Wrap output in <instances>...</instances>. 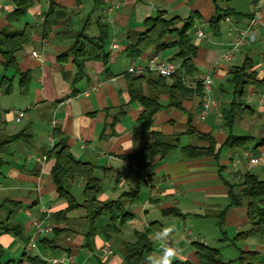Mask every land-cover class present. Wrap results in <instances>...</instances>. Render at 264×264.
Here are the masks:
<instances>
[{
  "label": "crops",
  "instance_id": "crops-1",
  "mask_svg": "<svg viewBox=\"0 0 264 264\" xmlns=\"http://www.w3.org/2000/svg\"><path fill=\"white\" fill-rule=\"evenodd\" d=\"M54 1L68 9L69 16L66 23L54 26L48 35L43 36L42 32L50 0H33L26 14L13 23L16 28L25 24L33 26L32 40L17 54L20 70L31 75L29 92L21 93L19 77L15 78L14 91L10 95H3L0 91V124L3 123L4 132L19 131L9 127V123H17L16 112L24 110L29 121L25 127L33 134L31 145H14L8 157L9 162L0 175V203L8 199L21 203L16 219L28 238L34 232L31 224L34 218L46 219L53 226L65 230L57 239V248L44 247L39 238L37 251L32 254L38 255L46 264H51V260L65 262L69 256L76 264H127L122 243L136 241V232L158 221L163 228H173L167 243L181 250L179 260L197 262L195 242L208 245L207 237H213L218 242L230 241L238 256L241 250L257 251L259 263L264 264V234L235 239L239 232L248 228L249 218L245 203L230 205L229 186L237 183L246 172L264 180V147L260 148L262 160L255 165L249 163L247 156L255 142L247 149H222L217 160L207 156L186 157L180 149L186 145H205L195 134L188 133L189 129L211 133L217 149L222 146L229 130L222 123L221 113L230 106L234 96L228 79L234 67L247 58L254 61L260 84L250 87L245 106L238 110L232 132L235 135H252L257 139L264 136V5L260 10V21L246 43L231 59L226 60L223 55L237 35L236 31L230 33V27L245 28L254 15L257 0H233L231 6L244 16L225 18L218 34L209 28V20L216 11L212 0H117L120 8L116 11L115 22L110 24L107 43L109 61L87 62L85 78L74 85L72 77H68L74 72L72 58L61 56L69 50L73 41L69 31L85 27L88 36H98V20L106 3L112 0ZM14 9L12 0H0V30L8 26V14ZM158 10H164L168 18L178 16L184 19L196 15L194 28L190 31L193 42L198 46L194 58L196 72L186 76L184 81L194 89L193 83L200 81L213 66L211 104L204 117L200 114L203 98L197 92L184 98L181 108L171 105L169 86L172 80L169 78L165 86L157 82L158 74L147 71L142 74V79L130 81V77L135 75L128 72L131 63H143L154 55L170 59L174 54L172 48L159 52L151 48L146 56L133 60L124 51L126 34L144 30L145 21L154 17ZM114 39L118 40L119 46L110 51L109 46ZM34 51L38 57L33 56ZM14 94L13 100L11 96ZM155 94L159 95L160 106L152 118L150 132H145L140 120L145 106L138 95ZM46 112L49 117L44 123L42 118ZM236 127L244 134L235 133ZM53 129L67 135L70 151L77 159L95 166V174L102 185L100 200L122 199L126 209L133 214L122 226L120 237L108 240L104 233L99 232L89 238L86 211L83 209L57 216L68 204L56 194L51 175L54 160L45 155L55 144L51 136ZM155 132L178 137L176 142L179 147L164 158L156 157L146 169H138L135 163L123 158L139 151L145 143L157 140ZM188 137L197 140L195 145L181 144L182 139ZM129 141L132 142L131 149L126 148ZM176 150L179 153H173ZM83 183L78 181L72 189L78 199L81 198ZM42 207L48 210V214L41 212ZM172 207L184 216L165 217L163 210ZM223 210H226L225 214L220 216ZM196 221H199V230L206 235L203 238L200 234L195 235L190 227L186 228L187 224L191 222L195 225ZM203 221H212V234L202 227ZM109 223L108 215L99 217L96 222L99 227ZM181 231L184 233L181 234ZM46 236L52 239L54 235L50 233ZM150 239L152 254L160 255L161 243L154 240V234ZM240 241L244 242L243 247L238 245ZM0 243L5 251L3 261L31 264L24 240L12 234H3ZM106 247L110 248L109 253L104 252Z\"/></svg>",
  "mask_w": 264,
  "mask_h": 264
},
{
  "label": "trees",
  "instance_id": "trees-1",
  "mask_svg": "<svg viewBox=\"0 0 264 264\" xmlns=\"http://www.w3.org/2000/svg\"><path fill=\"white\" fill-rule=\"evenodd\" d=\"M15 9L8 14V26L0 30V91L3 95H10L14 91V81L19 77V89L22 94H27L30 90L31 75L29 72L21 71L17 58L18 52L23 46L32 40L33 26L25 24L22 28H16L13 23L26 14L33 4V0H12ZM233 0H212L215 6V14L209 20V28L214 34L220 32L222 21L226 17H242L244 14L236 11L232 6ZM69 11L65 7L50 0V6L46 12L43 22V36L48 35L53 27L67 22ZM196 15L192 14L187 18L178 16L168 18L164 10H158L154 17L145 21V29L142 31H129L125 37L126 55L131 59H137L147 55L151 48L156 52L164 49H174V54L170 60L178 64L177 75L169 78L172 83L169 86V96L171 105L181 108L182 100L190 97L193 92H197L204 99L205 93L202 81H197L195 88L186 85L184 78L196 72L194 58L198 53V46L193 42L190 31L194 28ZM99 35L88 36L86 28L72 32L73 41L69 50L61 55L70 56L74 66V72H66V77H72L71 83L79 82L86 76L85 65L90 61H100L107 63L110 52L107 43L110 38V24L103 20V14L98 20ZM254 61L250 58L234 67L230 73L229 82L232 85L233 100L228 108L222 110V123L229 130L228 136L222 146L217 149V143L211 133H203L198 130L189 129L187 132L195 134L196 137L205 143L202 146H181L180 149L186 157L200 158L213 157L218 159L221 150H241L249 148V144L255 142L251 148L253 154H260V148L264 147V136L256 138L252 135H235L232 132L238 110L245 106L251 86L259 85ZM67 77V78H68ZM142 74H135L130 77V81L140 80ZM69 79V78H68ZM165 77L159 76V84L166 86ZM134 91L132 90V94ZM134 97V96H133ZM145 106L141 114L143 131L150 132L152 118L159 109V95H138ZM158 137L153 142H147L137 152L123 156L130 163H135L138 169L148 168L156 157L164 158L169 152L179 147L176 142L178 137H167L159 132H155ZM52 138L55 144L45 152L48 159L54 160L51 175L56 186V194L59 198L67 202V207L59 215H65L75 209L86 211L88 222L87 236L93 237L99 232L105 234L110 240L112 237H120L122 226L129 221L133 214L128 211L122 199L102 201L101 179L95 174V166L86 161L77 159L68 145V137L63 132L53 129ZM33 134L29 128L24 127L14 133H5L3 123L0 124V175L8 164V157L12 154L13 146L18 143L31 145ZM82 180L81 198L78 199L73 193V187ZM230 186V205L247 206L249 218L248 228L237 234L235 239H243L252 234H264V180H260L257 175L246 172L241 175L237 183ZM21 203L14 200H5L0 203V216L5 213L4 218L0 217V236L12 234L24 240L27 244L29 238L24 234V229L16 219ZM223 210L220 216H224ZM108 215L110 223L104 227H99L96 222L99 217ZM165 217L184 215L175 207L163 210ZM222 223V220L219 222ZM163 229L160 222H152L143 231L136 232V241L123 242L122 253L127 264H142L147 262L146 257L152 254L153 247L150 236L156 231ZM65 232L63 228L54 226L52 239L47 236L40 239V243L46 248H57V239ZM195 255L197 262L190 260L173 261V264H260L258 252L255 250H241L235 260L225 261L222 251L219 248L209 246L204 243L195 242ZM4 248L0 243V264H14L12 260L3 261ZM28 253H26L27 255ZM27 259L31 264H46L38 255L29 253Z\"/></svg>",
  "mask_w": 264,
  "mask_h": 264
},
{
  "label": "built area",
  "instance_id": "built-area-1",
  "mask_svg": "<svg viewBox=\"0 0 264 264\" xmlns=\"http://www.w3.org/2000/svg\"><path fill=\"white\" fill-rule=\"evenodd\" d=\"M262 5H264V0H257L254 15L249 20V24L245 28H235L234 26L230 27V33L236 31L237 35L235 37V40L233 41L231 47L229 50L223 55V58L228 60L231 59L234 55V53L243 46L247 38L251 35V32L254 28V26L260 21V10L262 8ZM120 8V3L117 0H112L103 8V20L109 24H113L115 22V14L116 11ZM226 20H229V17H226ZM200 36L203 35L201 31L198 32ZM118 40L114 39L109 46L110 51H115L118 48ZM33 56L38 57L37 52L32 53ZM146 62V63H145ZM213 66L209 67V69L206 71L204 77L200 80L203 84V89L205 93V97L203 99L202 103V109H201V116L204 117L207 114V111L211 104V98H210V91L212 87V72H213ZM147 71H153L159 76L165 77V78H171L178 73V64L174 60L170 59H161L157 55L151 56L146 59L143 63H131L128 72L129 73H135V74H143ZM197 82L193 83V85H196ZM26 112L24 110H18L15 115V121L17 123L21 122L22 119L25 117ZM249 163L252 165L258 164L262 160V154H253L251 151L247 153ZM41 212L48 214V210L44 207L41 208ZM33 227V234L29 238L27 244H26V251L28 253H34L37 251V242L39 238H42L50 233L53 232L54 226L52 223H49L46 219H37L34 218L31 222ZM110 248L106 247L104 249L105 253H109ZM76 264L74 258L72 256H69L65 259V262L63 260H51V264Z\"/></svg>",
  "mask_w": 264,
  "mask_h": 264
},
{
  "label": "rangeland",
  "instance_id": "rangeland-1",
  "mask_svg": "<svg viewBox=\"0 0 264 264\" xmlns=\"http://www.w3.org/2000/svg\"><path fill=\"white\" fill-rule=\"evenodd\" d=\"M15 96H16V94L12 95L11 96V99L14 100L15 99ZM48 117H49L48 116V113L46 112L45 116L42 118V119H44V123L45 122H48L47 121L48 120ZM28 123H29V121H28L27 117L25 116L22 119V121L19 122V123H11L10 122L9 123V127H12V128H14L16 130H20L23 127L27 126ZM237 127L234 129V132L237 133V134H241V133L244 134V132L239 131V129ZM196 142H197V140L195 138L188 137V138H183L182 141H181V144L182 145L183 144H194L195 145ZM13 147H15V146H13ZM176 151L173 152V153H179V150H176ZM0 217H4V216H0ZM202 223H203V226L202 227L206 228L207 229V232L209 231L210 234H212L211 233V228H212L211 227V223H212V221H203ZM189 227L194 231L195 235H199L200 234L202 238L206 236L204 232H201L199 230V221H196L195 225H192L191 222H190L189 224L186 225V228L187 229H189ZM180 233L183 234L184 232L181 231ZM206 242L210 246L219 248L222 251V256H223V259L225 261L233 260V259H235V258L238 257V251L234 248L233 245H231V242L230 241H228V242H218V241H214L213 237H209V238L207 237ZM243 243L244 242L240 241L238 243V245L241 246V247H243ZM24 244H25V242H24ZM21 253H23V251ZM21 253H18V254L21 255ZM7 257L8 256H6L4 258H7ZM14 258L16 259L17 257L15 256ZM236 264H238V263H236Z\"/></svg>",
  "mask_w": 264,
  "mask_h": 264
},
{
  "label": "clouds",
  "instance_id": "clouds-1",
  "mask_svg": "<svg viewBox=\"0 0 264 264\" xmlns=\"http://www.w3.org/2000/svg\"><path fill=\"white\" fill-rule=\"evenodd\" d=\"M127 149L132 148V142L129 141L126 145ZM173 232L172 227H165L154 233V240L161 243L160 255L149 254L146 257L147 264H173V261L180 257L181 250L170 246L167 241Z\"/></svg>",
  "mask_w": 264,
  "mask_h": 264
}]
</instances>
